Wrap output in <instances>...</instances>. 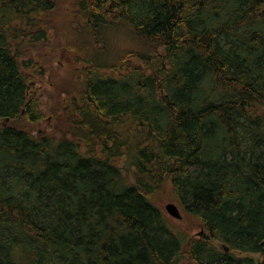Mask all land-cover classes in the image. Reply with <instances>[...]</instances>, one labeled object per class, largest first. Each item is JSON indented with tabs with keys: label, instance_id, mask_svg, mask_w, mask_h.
Returning <instances> with one entry per match:
<instances>
[{
	"label": "trees",
	"instance_id": "obj_1",
	"mask_svg": "<svg viewBox=\"0 0 264 264\" xmlns=\"http://www.w3.org/2000/svg\"><path fill=\"white\" fill-rule=\"evenodd\" d=\"M61 2L0 0V264H264V0Z\"/></svg>",
	"mask_w": 264,
	"mask_h": 264
},
{
	"label": "rangeland",
	"instance_id": "obj_2",
	"mask_svg": "<svg viewBox=\"0 0 264 264\" xmlns=\"http://www.w3.org/2000/svg\"><path fill=\"white\" fill-rule=\"evenodd\" d=\"M67 6H68L67 0H62L61 4L59 5V10H60L59 12H61L62 24L59 32L55 33V35L53 36V40H52L53 43L51 44L52 48L57 45L56 42L57 39H59L58 36H61L63 38L66 37L67 25H65V22L63 21V17L69 16V10ZM128 38L129 37H127L124 33L123 38L119 36L117 37L116 41L117 42L123 41L121 43L122 45L125 42L123 39H128ZM32 55L34 56V61L43 69L45 75L42 83L40 82L36 85H31L32 88H35L32 89V91L34 90L40 102V108L44 113L43 122H41L40 124L38 123L37 124L38 126H33L31 132L37 136L44 134L54 135L55 132L56 134L58 133L59 131L58 128L61 126V123H59L58 121L59 112L63 110V106L66 103V99L76 93V90L70 85V80L77 81L78 78L71 77L70 74L67 72V68L70 63L69 60H72L71 57H69V55H65V58L64 57L61 58L60 53L59 54L55 53L53 55L48 56L46 53V49L36 50L35 52L32 53ZM262 150H264V146H259L258 151L260 152ZM164 203L167 204L171 202H164ZM164 203L163 205H161L162 207L165 205ZM182 224H183L182 227L186 231H188L190 237H192L197 233L195 227H193L194 225L193 226L191 225L192 226L191 227L187 222H182ZM251 257L257 259L256 255H252Z\"/></svg>",
	"mask_w": 264,
	"mask_h": 264
},
{
	"label": "water",
	"instance_id": "obj_3",
	"mask_svg": "<svg viewBox=\"0 0 264 264\" xmlns=\"http://www.w3.org/2000/svg\"><path fill=\"white\" fill-rule=\"evenodd\" d=\"M163 211L165 212V214L167 216H169L170 218L174 219V220H180L181 219V214H180V210L178 209V207L173 204V203H167L162 207ZM202 235V231H200L199 236ZM225 251L227 252L228 250L225 249Z\"/></svg>",
	"mask_w": 264,
	"mask_h": 264
}]
</instances>
